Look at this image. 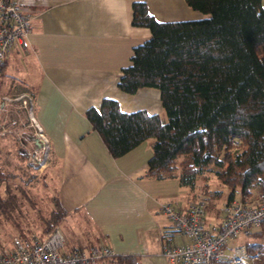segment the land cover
I'll list each match as a JSON object with an SVG mask.
<instances>
[{
	"label": "crops",
	"instance_id": "0c3cea01",
	"mask_svg": "<svg viewBox=\"0 0 264 264\" xmlns=\"http://www.w3.org/2000/svg\"><path fill=\"white\" fill-rule=\"evenodd\" d=\"M17 1L31 18V32L13 47L5 70L33 91L34 118L51 146L48 170L66 211L63 222L81 233L82 246L73 249L104 245L112 255L129 258L126 264H172L165 246L186 239L175 231L163 206L172 203L185 210L201 192L181 186L176 178L145 174L152 138L114 157L86 114L110 97L125 112L145 110L166 118L159 90L144 87L127 93L118 86L134 47L151 36L149 28L132 23L137 0ZM142 1L160 21L205 16L186 0ZM226 200L217 207V220L207 212L209 228L222 220ZM209 218L215 221L207 222ZM261 238L264 222L250 237L237 240L253 245Z\"/></svg>",
	"mask_w": 264,
	"mask_h": 264
},
{
	"label": "trees",
	"instance_id": "16d2710c",
	"mask_svg": "<svg viewBox=\"0 0 264 264\" xmlns=\"http://www.w3.org/2000/svg\"><path fill=\"white\" fill-rule=\"evenodd\" d=\"M186 2L205 16L160 21L146 1L133 2V25L149 28L151 36L134 47L118 80L127 93L159 90L166 118L145 110L125 112L110 97L86 114L114 157L153 139L147 176L176 178L196 193L211 173L227 188L226 202L238 195L251 200L257 189L264 190V6L262 0ZM15 176L0 162V204L2 188L8 190ZM209 185L205 181L203 192L210 206L222 190H208ZM65 216L55 192L42 218L43 232L19 235L62 230ZM125 258L106 256L98 264L131 263ZM254 264H264V253Z\"/></svg>",
	"mask_w": 264,
	"mask_h": 264
},
{
	"label": "built area",
	"instance_id": "2783aa9c",
	"mask_svg": "<svg viewBox=\"0 0 264 264\" xmlns=\"http://www.w3.org/2000/svg\"><path fill=\"white\" fill-rule=\"evenodd\" d=\"M31 32V18L17 0H0V66L14 46L23 44ZM27 108L37 128V140L42 141L46 155L51 157L49 139L45 136L33 109L31 98ZM27 106V105H26ZM208 202L205 192L185 210L172 203L163 206L176 232L186 239L181 244H167L164 254L172 264H254L261 250L240 237H250L264 222V190L251 200L238 195L223 205L224 216L212 229L206 224ZM66 236L58 227L42 236H14L11 247L0 251V264H98L113 251L104 245H91L75 250L66 249Z\"/></svg>",
	"mask_w": 264,
	"mask_h": 264
},
{
	"label": "rangeland",
	"instance_id": "374dc122",
	"mask_svg": "<svg viewBox=\"0 0 264 264\" xmlns=\"http://www.w3.org/2000/svg\"><path fill=\"white\" fill-rule=\"evenodd\" d=\"M5 65L0 66V162L10 176H16L11 178L8 190L6 187L2 188L4 201L0 204V251L11 247L14 236L43 232L42 218L47 215L52 206V196L55 195L53 175L48 170L52 159L46 155L42 141L38 144L33 139L37 138V128L27 109L30 108L33 91L17 77L7 74ZM205 175L199 182V193L207 192L205 181L210 184L208 190L213 191L217 187L222 190L219 198L211 199V205L207 209L214 218L217 207L226 199L228 190L218 184L215 175ZM213 218H209L207 222L217 220V215L215 220ZM61 227L65 234H69L67 250L82 244L77 227L67 221ZM260 242L264 244V239L261 238ZM256 250H261L263 255V245Z\"/></svg>",
	"mask_w": 264,
	"mask_h": 264
},
{
	"label": "water",
	"instance_id": "95a60500",
	"mask_svg": "<svg viewBox=\"0 0 264 264\" xmlns=\"http://www.w3.org/2000/svg\"><path fill=\"white\" fill-rule=\"evenodd\" d=\"M37 143L40 144V143H39V140H37Z\"/></svg>",
	"mask_w": 264,
	"mask_h": 264
}]
</instances>
